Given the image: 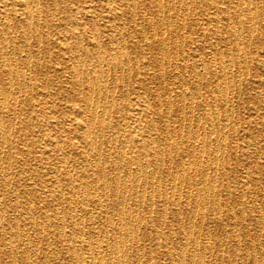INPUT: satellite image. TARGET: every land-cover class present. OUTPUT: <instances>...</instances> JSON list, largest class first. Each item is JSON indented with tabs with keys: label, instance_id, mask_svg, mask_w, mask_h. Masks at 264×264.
<instances>
[{
	"label": "bare ground",
	"instance_id": "bare-ground-1",
	"mask_svg": "<svg viewBox=\"0 0 264 264\" xmlns=\"http://www.w3.org/2000/svg\"><path fill=\"white\" fill-rule=\"evenodd\" d=\"M206 3L0 0V264H264L263 90L233 108L264 10Z\"/></svg>",
	"mask_w": 264,
	"mask_h": 264
},
{
	"label": "rangeland",
	"instance_id": "rangeland-1",
	"mask_svg": "<svg viewBox=\"0 0 264 264\" xmlns=\"http://www.w3.org/2000/svg\"><path fill=\"white\" fill-rule=\"evenodd\" d=\"M186 1V5L190 8V10H191V13L193 14H196V13H198L199 11H200V9H203L205 6H207L208 4L206 3V0H185ZM198 1V2H197ZM257 1V3H258V5L260 6V8L262 9V10H264V1H262V0H256ZM259 1V2H258ZM260 2H261V4H260ZM196 3V4H195ZM193 5V6H192ZM200 5V6H199ZM195 9V10H194ZM105 14V12H100V18H99V22L100 23H102L104 20L103 19H101V17H102V14ZM178 13L179 12H173L171 15H172V19L173 20H175L176 18H177V16H178ZM191 18V17H190ZM190 18H187V20H186V22H187V24H190L191 23V19ZM264 16H260L259 17V19H258V28H257V30L255 31V33H254V38L251 40V42H249V44H247L246 45V47H245V49L248 51V53H249V56H248V59L249 60H247L248 61V63H246L245 64V66L243 67V68H247V70H246V78H245V80H243L240 84H239V87H240V93H239V95H238V97H236L235 98V101H234V106H233V108H234V110H235V112L240 116V118H243V121H250V118L248 117V115H249V111H250V108L251 107H253L254 106V104L257 106V104H256V99H257V97H258V95H259V92L261 91V90H263V92H264V87H259L258 86V83H256V82H254V81H256V80H259L261 77L260 76H262V73H264V71H263V69H262V67L260 68V66H259V61H261V60H264V47H262L261 45V42H262V40H263V38H264ZM261 23V24H260ZM190 27V26H189ZM187 28L186 30H185V32H184V36H189L190 34H191V29L190 28ZM171 39H174V37L172 36V38ZM180 40L181 39H183L182 37H180L179 38ZM178 39V40H179ZM179 40V41H180ZM254 42V43H253ZM262 43H264V42H262ZM254 46V47H253ZM224 47H222V49H223ZM254 49V50H253ZM251 50V51H250ZM144 57L145 58H150L151 56H150V54L149 53H144ZM251 62V63H250ZM149 68H152L151 66H149ZM260 74V75H259ZM123 88H125V87H121L120 86V88L116 91V93H115V99L117 100V102H119V103H122V104H125V102H126V99L125 100H122L121 99V89H123ZM142 89H138V90H136V91H132L130 94H129V99L132 101V102H134V99H135V97H136V95L137 94H139V93H141L142 91H141ZM141 91V92H140ZM259 91V92H258ZM258 94L257 96H256V94ZM50 100V101H49ZM51 101L52 102H55L54 104H56L57 105V103H60V97H57V95H54L52 98H49L48 99V103L50 104L51 103ZM243 103V104H242ZM242 104V105H241ZM260 105V104H259ZM60 106H63V105H60ZM176 107V105L174 104V108ZM242 109H243V111H242ZM197 110V109H196ZM261 112H263V117L262 118H259L258 119V123H256V121H252L251 122V126H250V129H251V131L253 132V134L254 135H256V136H258L260 139H261V142L264 144V109H261L260 110ZM53 115L54 116H58L59 114H56V113H53ZM242 125H244V124H242ZM241 133H243L242 131H239V132H237L233 137H231V136H228V140L229 141H231V140H233V142H236L237 140H236V137L239 135V134H241ZM238 134V135H237ZM153 136H156V133L153 131V134H152ZM24 138H27V141L28 140H30V139H35V138H38L37 136H36V134H34V135H26ZM42 145H47V144H43L42 143ZM48 146V145H47ZM21 147H22V149H25L26 147L25 146H22V145H19V147L17 148V149H21ZM17 150L15 149L13 152H12V155L13 156H15V158H17ZM239 155H241V152L239 151V153H238ZM252 161H254L255 162V158H253V157H250L249 159H248V162L250 163V164H252ZM257 161H259V163L260 164H263V162H264V158H260V159H258ZM38 165V164H37ZM37 165H35L34 163H32L31 161H29V162H27V167H25L26 169H28L29 167H38L37 169H39V172L40 173H42L43 172V169L41 168V167H39V166H37ZM58 166H60L61 164H57ZM235 165V163L234 162H232V164H231V166H234ZM264 165V164H263ZM29 166V167H28ZM15 169H19V167H16ZM30 169V168H29ZM20 170V169H19ZM29 174H28V172H25L24 174H23V178H25L26 180H22L21 181V184H15V182H16V179H17V177L15 176V175H12V180L14 181V183H13V185H12V187H14L15 186V189H16V191H14V190H12V191H14V192H19V193H21L22 191H26V190H31L32 188L30 187L29 188V183L31 182V180L29 179H27L28 177H30V176H28ZM44 177H46V178H50V179H55L54 177H53V175H52V173H49V174H47V175H45ZM162 180H164L165 178L164 177H162L161 178ZM263 182H264V180H262ZM38 183V185H40L39 184V182H37ZM38 185H36V186H34V188L35 189H37L38 188ZM34 189V190H35ZM11 191V192H12ZM11 192H9V193H11ZM29 193V192H28ZM52 192H50V191H45V192H43V193H39V191H37V192H35V194L36 195H34L33 194V192H31V193H29V194H27V196H29L31 199H35L36 200V197L39 195V194H41L42 196H44V195H49V194H51ZM255 195V194H254ZM253 194H252V196H254ZM27 196L25 197V198H27ZM224 197L225 196H222V202H224V203H230V202H233V201H235V200H237L238 201V199H237V197L236 196H232V197H228V198H225L224 199ZM253 198L251 197H248V198H246V199H244V201H243V203L244 204H246V203H248L249 201H251ZM40 200V199H39ZM257 201H255L254 203H256ZM169 207H170V205H169ZM235 207H239V204L238 205H236ZM91 211H96V209H92ZM86 217V216H85ZM89 216L87 215V217L86 218H88ZM93 226V228H95L96 230L97 229H99L100 227H101V222H100V219L99 218H96V221H95V223L92 225ZM170 226V223H168L167 222V225H165V226H163V227H165V230L167 229V227H169ZM173 227H175V225L173 226ZM205 229H209L210 231H212V232H216V230H219V228H220V226H218V225H214L212 222H210V220H207V223L205 224ZM261 239L263 238V236H261L260 237ZM150 246V244H146L145 246H146V249L148 250V248H147V246ZM156 245H153V243H151V247H155ZM48 247V246H47ZM50 250L48 249V248H45L44 249V251L47 253V262H48V264H61V263H58V261H61L60 259H58L57 258V255H56V251L57 250H59L58 249V247H56L54 244H52V245H50ZM50 252V253H49ZM53 254H52V253ZM55 253V254H54ZM152 254H153V256H154V258L152 259V260H154L155 259V256L157 255L154 251L152 252ZM64 255H66V254H64ZM54 256V257H53ZM160 257V259L157 257V259L160 261L161 260V262H165V260L161 257V256H159ZM55 260H54V259ZM55 261V262H54Z\"/></svg>",
	"mask_w": 264,
	"mask_h": 264
}]
</instances>
